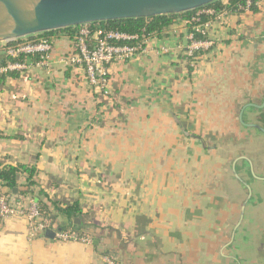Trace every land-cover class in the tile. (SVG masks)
<instances>
[{"label": "crops", "instance_id": "0c3cea01", "mask_svg": "<svg viewBox=\"0 0 264 264\" xmlns=\"http://www.w3.org/2000/svg\"><path fill=\"white\" fill-rule=\"evenodd\" d=\"M256 6V13L205 19L212 47L201 51L191 72L182 57L192 14L175 18L164 34L149 39L147 53L108 66L110 99L91 87L83 68L60 63L72 51L75 31L40 36L53 40L49 64L34 57L14 72L17 78L0 84V167H36L35 193L43 191L46 204L77 203L91 243L41 234L30 240L28 220L9 217L0 221V264L264 262L261 187L241 221L238 207L248 190L233 174L235 168L250 184L254 157L238 156L228 172L222 147L209 148L199 138L230 134L231 127L256 130L242 125L240 114L245 124L259 125L264 0ZM11 45L0 44V66L11 60ZM236 117L238 122L225 124ZM224 180L231 188L226 198ZM18 183L14 192L0 184V197L34 200L20 194L25 176ZM70 221L60 214L55 225Z\"/></svg>", "mask_w": 264, "mask_h": 264}, {"label": "built area", "instance_id": "2783aa9c", "mask_svg": "<svg viewBox=\"0 0 264 264\" xmlns=\"http://www.w3.org/2000/svg\"><path fill=\"white\" fill-rule=\"evenodd\" d=\"M252 0H245V3L237 6L239 14L252 13ZM189 19L188 23L193 26V31L201 34L206 39L196 40L195 33H189V44L185 51V56L190 59V64L195 66L196 53L212 47V42L207 39L208 23H201V18L206 16L216 20H223L229 14L228 9L217 10L215 8H205ZM154 36V35H153ZM145 30L141 34H128L118 30H107L102 28L92 29L89 26L79 27L72 35V51L60 60L65 68H83L91 87L105 99H110L109 71L108 66L112 63L131 61L141 54L147 53L149 39ZM53 50V40L48 37H38L31 40H18L13 45L7 47V55L11 59L21 57H37L40 65H48ZM27 68L25 63L12 62L9 60L0 66V76L14 72H21ZM9 217L25 218L29 222L28 237L33 240L37 235H45L51 229L55 232V240L67 243L78 242L90 244L89 236H79L61 228H57L55 223L43 217L40 205L33 199L27 202L11 201L8 196L0 197V221ZM108 264H115L107 260Z\"/></svg>", "mask_w": 264, "mask_h": 264}, {"label": "water", "instance_id": "95a60500", "mask_svg": "<svg viewBox=\"0 0 264 264\" xmlns=\"http://www.w3.org/2000/svg\"><path fill=\"white\" fill-rule=\"evenodd\" d=\"M219 1L222 0H0V44L11 45L18 40L92 24L193 14ZM258 108L264 109V102ZM239 120L264 133L257 124H245L242 114ZM233 173L248 190L241 209L242 221L252 190L235 168ZM45 236L54 240L55 232L49 229Z\"/></svg>", "mask_w": 264, "mask_h": 264}, {"label": "trees", "instance_id": "16d2710c", "mask_svg": "<svg viewBox=\"0 0 264 264\" xmlns=\"http://www.w3.org/2000/svg\"><path fill=\"white\" fill-rule=\"evenodd\" d=\"M227 5H223L222 1L216 2L213 5L207 7V8H215L217 10L222 9H228L233 14H239V11H237V6L239 4L245 3V0H227ZM253 6L251 8V11L253 13H256L258 11L257 9V2L259 0H252ZM191 14H183L179 16H167V17H160L155 18L152 20H129V21H120V22H109V23H102V24H92L89 27L92 29L102 28L107 30H118L121 32H125L128 34H141L143 30H145V34L147 36H153V35H162L164 34L172 25L173 20L177 17L182 18H189ZM208 17L203 16L201 18V23H205V19ZM190 33H195L192 29L194 25H190ZM78 28H71L65 31H57V32H51L46 35H53L58 32H74ZM45 35V36H46ZM39 35L36 37H30V39L38 38ZM195 39L196 40H204L206 39L201 34L195 33ZM202 52H197L196 57L199 56ZM34 57H21L18 59H11L12 62H20L25 64L33 63ZM182 61H185L187 67L189 68L190 72L193 70L194 66L190 64V59H188L185 55L182 57ZM10 78H17L18 75L14 73H10L8 75L0 76V84L4 83L6 79ZM257 122L259 123V126H261L264 129V109L260 111L259 117L257 119ZM0 138H5L0 133ZM38 170L36 167H29L26 165H17V166H5L0 167V184L9 190L11 192H14L16 189H19V178L21 176H25L26 181V190L21 191L20 194L22 195H30L34 198L35 201L40 205V211L45 218L51 219L54 223L56 221V218L58 215H66L71 221L69 226L61 228L63 230L70 231L72 233H76L79 236H85L90 233V230L88 229V226L84 223V218L81 209L78 207L77 203L68 204V203H61L58 201H50L49 204H46L43 200V198H47L45 193L43 191H39L37 194L35 193V188L37 187V183L35 181V178L37 176ZM75 220H79L80 223H75ZM45 236V235H43Z\"/></svg>", "mask_w": 264, "mask_h": 264}, {"label": "rangeland", "instance_id": "374dc122", "mask_svg": "<svg viewBox=\"0 0 264 264\" xmlns=\"http://www.w3.org/2000/svg\"><path fill=\"white\" fill-rule=\"evenodd\" d=\"M224 1H226V0H224ZM193 15L194 14H192L191 17ZM240 107L241 106H239V108ZM239 110H237V112ZM237 116H238V113H237ZM257 118H258V116L255 117V121L257 120ZM236 121L238 122V118L237 117L235 119H232V120L226 119L225 124L226 123L231 124V122L232 123H236ZM185 126H186V127H184L185 130L188 133H190V131H192V125L188 124V126L187 125H185ZM228 130H230L231 133L230 134H226L224 136H212V134H208V135L199 136V138L204 140V143H206V145L209 148L216 147V146L222 147V151H223V154H224V160H225L224 170H226L228 172H231V170H232L231 165H232L233 161L235 159H237L238 156L248 155V156L254 157V159H252V161H250L252 163V164L250 163V173H251V175L247 179L248 180L247 182L250 183V184H248V183L247 184L250 186V188L252 190V194L254 193V195L252 197L253 200H251V202L248 203V206H247V208L245 210V220H246V218H248L247 215H248V213L250 211V207L253 205L256 197H258V195H259L258 194V190H259L258 188L259 187H261L260 188V193L262 195V199H263V202H264V182H259L260 179H264V135L262 134V132H260L257 129L254 130L255 132L254 131L249 132V133L247 132V134H246L245 130L243 128H241V126L238 127V128H236V127L232 128L231 127L230 129H227V131ZM224 179H226L225 175H224ZM234 179H235V181L240 182V180L237 179L235 176H234ZM224 181H225V183H223V185H224V195H225V198H226V196L230 197V194L228 193V191H231V188L227 189L226 180H224ZM214 186H215V184L213 185V187ZM244 187H246V186L244 185ZM247 196H248V193L241 200V204H239V207H238L239 208L238 212H240L241 207L243 206V203L246 200ZM257 207H259V210L262 211V207L264 208V205L261 204V205H259ZM193 213L195 214V212H193ZM223 217L226 218V215H224ZM201 218H203V217L202 216L194 217V219H201ZM245 224H246V222H245ZM261 226L264 227L263 224H261ZM253 231H254V229L252 230V232ZM234 233H235V231H234ZM252 238H253L252 241H255L254 240V236ZM234 245L236 247L238 246L237 244H234ZM244 248H245V246H244ZM260 257L264 261V246L261 249V256ZM262 264H264V262Z\"/></svg>", "mask_w": 264, "mask_h": 264}, {"label": "flooded vegetation", "instance_id": "af4514ba", "mask_svg": "<svg viewBox=\"0 0 264 264\" xmlns=\"http://www.w3.org/2000/svg\"><path fill=\"white\" fill-rule=\"evenodd\" d=\"M260 180H263V179H260Z\"/></svg>", "mask_w": 264, "mask_h": 264}]
</instances>
